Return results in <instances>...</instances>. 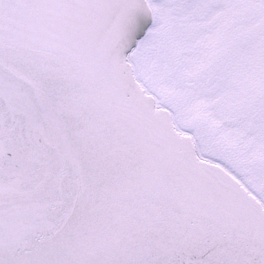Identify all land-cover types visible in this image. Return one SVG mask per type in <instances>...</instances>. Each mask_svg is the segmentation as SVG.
I'll use <instances>...</instances> for the list:
<instances>
[{"label":"snow or ice","instance_id":"6c2138e0","mask_svg":"<svg viewBox=\"0 0 264 264\" xmlns=\"http://www.w3.org/2000/svg\"><path fill=\"white\" fill-rule=\"evenodd\" d=\"M0 264H264V0H0Z\"/></svg>","mask_w":264,"mask_h":264}]
</instances>
